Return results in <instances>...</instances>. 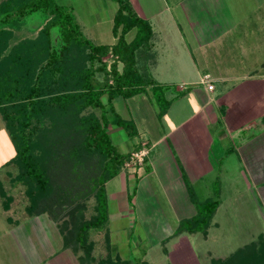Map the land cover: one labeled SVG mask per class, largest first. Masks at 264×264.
I'll return each instance as SVG.
<instances>
[{
    "label": "trees",
    "instance_id": "1",
    "mask_svg": "<svg viewBox=\"0 0 264 264\" xmlns=\"http://www.w3.org/2000/svg\"><path fill=\"white\" fill-rule=\"evenodd\" d=\"M111 1L118 5L113 45L88 40L73 10L57 0L0 2V115L16 151L0 169L2 214L12 228L48 215L61 232L62 250L81 256L82 264H129L113 249L106 187L122 173L147 166L150 153L143 166L127 167L143 146L135 144L125 153L114 144L111 126L123 129L131 141L139 137L135 121L124 119L114 102L150 95L160 106L162 120L170 107L167 94L175 89L154 76L158 53L151 21L141 17L130 0ZM32 14L42 17L30 31L34 37L15 40ZM132 32L136 33L129 41ZM216 182L218 199L204 203H198L196 192L189 188L197 212L180 221L176 236L207 237L216 226L222 205L221 182ZM16 185L23 189L12 193ZM93 195L95 213L86 220V203ZM205 264H264V236Z\"/></svg>",
    "mask_w": 264,
    "mask_h": 264
},
{
    "label": "rangeland",
    "instance_id": "2",
    "mask_svg": "<svg viewBox=\"0 0 264 264\" xmlns=\"http://www.w3.org/2000/svg\"><path fill=\"white\" fill-rule=\"evenodd\" d=\"M131 1L144 6H139L136 10L140 16L142 13L153 20L155 43L159 52L163 50L174 59L173 51L180 47L178 36L171 43L166 42V38L163 39V45L158 43L162 42L159 30L162 27L167 28L165 31L169 35L175 21L178 22L180 36L187 40L192 49L193 56L178 58L174 68L170 64L165 65L160 74H156L159 79L181 74L187 80H198L199 75L202 76L205 72L213 74L214 78L215 75L222 76L226 73L234 78L240 77V80L254 79L256 82L251 83L253 86L251 85L248 94L249 105L254 110L245 117L249 119L254 116L248 127L254 129L260 125L255 117L264 114V100L260 97L263 95L264 98V0ZM57 2L77 13L83 35L93 44L105 45L115 41L112 29V19L118 8L115 2ZM171 21L173 23H169ZM41 23L42 17L32 14L25 22L23 30L31 31ZM172 32L174 33L171 35L177 34ZM135 33H130L127 39L133 40ZM54 36L55 41H59L56 30ZM22 38L32 39L28 36ZM165 58L168 60L169 57L166 55ZM228 82L231 85L233 81ZM216 85L219 90L224 88L219 81H216ZM191 99L188 97L185 100L187 108L184 115L195 112L192 107L198 102L194 104ZM127 106V113L124 111L123 116L138 124L142 140L137 138L131 141L123 129L111 126L109 132L113 142L123 152H131L140 140L150 139L155 142L170 131V120L159 119L160 106L152 96H138L127 101ZM213 116L212 119L205 115L202 120L199 117L194 118L191 127L189 126L193 134L190 137L186 135L184 128L176 136L179 142L169 139L164 140L166 143L156 144L151 173L140 184L138 181L144 177L143 169L122 173L107 184L113 249L117 254H122V258L129 264H137L142 260L149 264H205L211 257L228 256L243 246L259 241L261 235L264 236V197L255 193L256 184L249 172H254L257 167L246 165L249 162L248 155L242 160V165L238 164L235 152L241 140L238 135L231 138L226 122L228 114L221 113L218 108ZM244 119L247 120L243 117V121ZM1 129L0 120V169L11 160L15 152L8 132ZM8 140L11 142L9 146ZM186 145L193 150L192 155L186 150ZM229 150L234 153H228ZM205 159L208 168L197 167ZM256 165H264L263 155L257 157ZM6 171L7 169L4 173ZM178 171L181 174L188 171L191 180L189 176L178 177ZM16 172L14 170L13 174L16 175ZM217 179L221 182L219 197L222 205L214 219L216 227L211 228L207 237L182 234L191 239L192 249L185 247L182 236L174 238L168 245L167 242L163 243L175 235L181 220L191 218L197 212L189 188L196 192L198 203L217 200ZM21 189L22 185L12 186V193ZM127 195L135 200L130 202ZM95 205L96 199L93 195L86 203V220L92 218ZM62 249L61 232L48 215L32 218L22 222L19 227L12 228L0 207V264H82L78 260L81 256ZM190 250L194 252V259L189 255ZM144 251L146 255L143 254Z\"/></svg>",
    "mask_w": 264,
    "mask_h": 264
},
{
    "label": "crops",
    "instance_id": "3",
    "mask_svg": "<svg viewBox=\"0 0 264 264\" xmlns=\"http://www.w3.org/2000/svg\"><path fill=\"white\" fill-rule=\"evenodd\" d=\"M141 1H144V0H141ZM141 1H140V3H141ZM131 3H132V1H131ZM132 5L136 10L138 8H140L139 6H142L141 4L136 3V1H134V4L132 3ZM142 7H144V6H142ZM73 13L76 16V19L78 21L79 18H78L77 13H75V11H73ZM141 16L145 19H149L152 23L153 20L150 19V17L147 18V17L143 16L142 13H141ZM113 19H112V22H113ZM198 21H200V20H198ZM201 22H202V20L200 21V23ZM78 23L80 25V22H78ZM169 23H173V22L171 21ZM172 26H173V29H171L170 31L168 30L170 32L169 35H167L166 31H165V30H167V28L164 29L162 27L161 30H159L160 41H162V42H159L158 44L163 45V41H164L163 39L164 38H166V42L169 41L171 43L172 39L173 38L176 39V37L178 36V40H179L178 44L180 45V47L177 49H174L173 56H175V57H174V59H171V56H169L168 53H165V51H163V50H162V52L158 51V45L156 43L158 58L156 60V64L153 67L154 76L159 82L167 83V84L173 85L175 87L173 92L171 91L167 94L168 99L170 101V107H169L166 115L162 118V120L163 119L166 120V118H167V121L170 120L171 129L168 132V134L167 133L164 134L163 136H161L159 138V140H156L155 142H152L150 139L148 141L144 140V139H143V141H141L142 138L140 135L142 134V132L139 129L138 124L135 122L136 126L138 128V131H139L138 139L141 138L140 143H137V144L142 145L143 150H148L150 153L149 158H148L149 159L148 165L147 166L145 165V166L150 167L152 169L151 164H153V162H154V161H152V156H153V154L155 155L154 150H155V148H157V147H155L156 144L166 143V141H164V140H169V139H172L173 142H179V139L177 140L176 136L178 135V132L184 128L186 129V132H185L186 135L188 137L192 136L193 134H192V131L190 128L191 127L190 124L194 121V118L199 117L202 120L204 115H205L206 117L212 119L214 117L213 113H216V111H218V108H219V111L221 113H223L225 115L228 114V118L226 119V122H227L229 129H230L231 138H233V137L236 138V135H238L239 139L241 140V144L238 146V148H237L238 150H236V152H235V154H237V156H238V159H237L238 164L242 165V160L245 159L248 155L249 162L246 163V165L249 167H253V166L257 167V170H255L254 172L249 171L251 174L250 176L253 178V180L256 184L255 185L256 186L255 187V193L257 192L261 196L264 197V165H261V166L256 165L257 157H261V155H263V159H264V122H263L264 114H261L263 116H261L259 114V116L257 115V117H255V120L260 125H258L254 129L248 127V125H250V122L254 119V116H252V118L248 116L249 119L247 117H245L248 114H251V112L254 110L253 107H250V105H249L250 103L248 101V94L251 91V85L253 86V84H251V83L256 82V81L254 79L253 80H250V79H241L240 80V77L234 78L231 75L226 74V73L223 74L222 76L215 75V78H214L212 76L213 74H211L209 72H205L202 76L199 75L198 80H193V79L187 80L184 78V76H181V74H180V76H179V74L177 76L175 74H172V75L168 76L169 78L164 76L165 78L163 80L159 79V77L157 75L160 74L161 69H163L165 67V65L167 66L168 64H170V65H172L171 67L174 68V63L177 61L178 58H182L185 55L193 56L192 49L189 46L187 40L184 39V37L180 36L181 31L179 29L178 22L175 21L174 25H172ZM172 26L170 25V27H172ZM112 29H113V24H112ZM153 29H155V28L153 27ZM172 31L177 32V34L175 36L171 35V33H174ZM154 32H155V30H154ZM155 34H156V32H155ZM36 35H37V33H36ZM198 35H199V33H197V36ZM26 36L32 37V38L34 37V35L32 33L30 34L29 30L24 31L22 29V31H20L18 33V37H17V33H15L14 39L15 40L19 39V41H20V40H24L22 37L25 38ZM197 38H199V36ZM213 40H211V41H213ZM115 42H116V38H115V41H113L109 44H105V45H113V44H115ZM208 44H211V43L208 42ZM194 47H196V46H194ZM166 55L169 57L168 60H167V58H165ZM206 75L211 76L210 81H211V83H213L215 85V88L213 91H208L207 87L201 83L203 78ZM215 80L222 83L224 85V88L219 90V88L216 85ZM231 80L233 82L230 85L228 81H231ZM261 81H263V80H259V82H261ZM242 84H243V87H241ZM247 86H249V87H247ZM255 88H256V86H255ZM186 90H188V91H186ZM178 95H179V97H178ZM188 97L192 98L191 100L194 102V104L196 102H198V103H196L197 106L195 105L192 107L195 110V112H193V114L184 115V112L186 111V108H187L186 107L187 104H186L185 100ZM260 97H262V99L264 100L263 95H261ZM131 100H133V99H131ZM114 105H115L117 112L124 118L123 112L126 111V113H127V109H128L127 102L124 101L123 99H118L114 102ZM224 108L226 110H223ZM255 109H256V107H255ZM243 117L246 118L247 120L244 119L245 121H243ZM179 118H180V120H179ZM224 118H225V116H224ZM124 119H126V118H124ZM128 119H130V118H128ZM239 119H241V120H239ZM0 120L2 121V129L1 130L7 131V130H5L6 128H5V125H4L3 120L1 118V115H0ZM247 128H248V130H247ZM252 134H257V136L254 138L248 139V137L251 136ZM5 136H6V138H8V136L6 134H5ZM7 144L9 146V144L11 145V142L8 140ZM193 144L195 145V142H193ZM178 145H176V146H178ZM185 148L192 155L193 150L190 147H188L187 145L185 146ZM192 148H193V146H192ZM233 153L234 152H232L230 154H233ZM15 155H16V151L13 153V156H11V157L14 158ZM208 155L210 157V154H208ZM171 160L174 161L173 157ZM2 163L4 164L5 161ZM145 166L142 168L144 170V177L143 178L140 177L141 179H140V181H138L139 184L143 179H145V177L147 175H149L151 173V171L149 173L146 172ZM197 167L208 168L207 160L206 159L203 160L201 162V165L197 166ZM184 174H186L187 177L189 176V179L191 180V178H190L191 174L188 171H185L182 174H181V172L179 173V171H178V177H184ZM239 174H240V172H239ZM250 181H251V179H250ZM139 184H138V186H139ZM259 185H261V186H259ZM127 196H129V195H127ZM134 200L135 199L133 198V201ZM214 224H217V223L214 222ZM213 227H216V226H213ZM180 236H182L185 247L186 246L191 247V249H192L191 239H189V237L187 235H180ZM171 237H170L171 241L174 238H176V239L179 238V236H176V235H173ZM165 241H163V242H165ZM169 243H167V245ZM190 251L191 252L189 255L193 257L194 252H193V250H190ZM187 255H188V253H187ZM121 256H122V254H121ZM192 257H190V258H192ZM194 258L195 257H193V259ZM196 258L200 259L198 256ZM78 260L81 263L80 259H78Z\"/></svg>",
    "mask_w": 264,
    "mask_h": 264
},
{
    "label": "built area",
    "instance_id": "4",
    "mask_svg": "<svg viewBox=\"0 0 264 264\" xmlns=\"http://www.w3.org/2000/svg\"><path fill=\"white\" fill-rule=\"evenodd\" d=\"M211 76L210 75H206L203 80H202V84L205 85L207 87L208 91H213L215 88V85L213 83H211ZM149 154V151L147 150H142L139 153H133L130 163L127 164V167H131L133 168L134 166H143V164L145 163V158L147 157V155ZM133 165V166H132Z\"/></svg>",
    "mask_w": 264,
    "mask_h": 264
}]
</instances>
